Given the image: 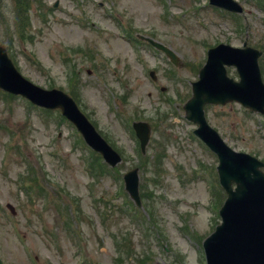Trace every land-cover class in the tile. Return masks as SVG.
Listing matches in <instances>:
<instances>
[{
    "label": "rangeland",
    "instance_id": "rangeland-1",
    "mask_svg": "<svg viewBox=\"0 0 264 264\" xmlns=\"http://www.w3.org/2000/svg\"><path fill=\"white\" fill-rule=\"evenodd\" d=\"M17 1L0 0V44L27 79L71 93L122 160L97 173L88 167L93 150L58 109L0 90L1 264H205L201 241L225 196L217 158L182 104L218 42L246 39L262 50L264 82V3L238 0L240 13H229L207 0H21L28 10L20 14H29L22 28ZM205 115L233 149L264 161V114L228 102L206 105ZM133 120L151 125L145 154ZM137 166L138 208L122 178Z\"/></svg>",
    "mask_w": 264,
    "mask_h": 264
},
{
    "label": "water",
    "instance_id": "water-1",
    "mask_svg": "<svg viewBox=\"0 0 264 264\" xmlns=\"http://www.w3.org/2000/svg\"><path fill=\"white\" fill-rule=\"evenodd\" d=\"M210 2L229 10H241L234 0ZM156 45L173 62H177L176 56L167 47ZM208 51L206 63L198 73L199 79L192 82L191 99L183 106L186 117L198 124L195 132L217 153L219 181L228 196L220 207L221 223L203 241L206 264H264V171L261 169L264 163L225 144L216 129L208 125L203 114L205 103L224 104L230 100H237L252 110L264 111V84L256 60L260 51L249 47L232 48L227 44H220ZM224 64L236 65L239 81L234 82L227 77ZM0 86L42 106H59L62 113L77 125L89 146L99 151L111 166L120 161L118 153L96 133L94 126L78 111L70 97L57 89L43 90L26 80L15 70L3 46H0ZM134 127L144 150L150 133L149 125L135 122ZM123 178L125 189L139 205L137 169L127 171ZM232 183L235 184L234 188Z\"/></svg>",
    "mask_w": 264,
    "mask_h": 264
},
{
    "label": "trees",
    "instance_id": "trees-1",
    "mask_svg": "<svg viewBox=\"0 0 264 264\" xmlns=\"http://www.w3.org/2000/svg\"><path fill=\"white\" fill-rule=\"evenodd\" d=\"M23 9L28 10L27 4L26 3H18L17 5V13H21ZM1 264V262H0Z\"/></svg>",
    "mask_w": 264,
    "mask_h": 264
}]
</instances>
